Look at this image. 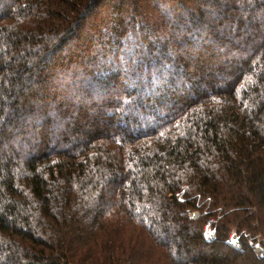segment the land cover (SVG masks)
Instances as JSON below:
<instances>
[{"label":"trees","instance_id":"16d2710c","mask_svg":"<svg viewBox=\"0 0 264 264\" xmlns=\"http://www.w3.org/2000/svg\"><path fill=\"white\" fill-rule=\"evenodd\" d=\"M250 236L264 0H0V264H264Z\"/></svg>","mask_w":264,"mask_h":264},{"label":"rangeland","instance_id":"374dc122","mask_svg":"<svg viewBox=\"0 0 264 264\" xmlns=\"http://www.w3.org/2000/svg\"><path fill=\"white\" fill-rule=\"evenodd\" d=\"M196 217H199V213L196 214ZM210 220H211V219H210ZM208 221H209V220H208ZM208 221H207L206 225L208 224ZM212 223H213V221L211 220V229H210V231H209L211 235L213 234V230L217 232L215 226H214ZM233 231H237L236 227H233V228H232L231 233H232ZM247 236H248V235H247ZM241 241L244 242V240H241ZM247 241H248V243H249L250 241H253V243H249L250 246L254 249V251H255L259 256H264V237L256 236V237H254V239H253V237L250 236V237H248ZM255 244H256V245L259 244V248L256 247Z\"/></svg>","mask_w":264,"mask_h":264},{"label":"built area","instance_id":"2783aa9c","mask_svg":"<svg viewBox=\"0 0 264 264\" xmlns=\"http://www.w3.org/2000/svg\"><path fill=\"white\" fill-rule=\"evenodd\" d=\"M196 214L197 213H194L195 216H196ZM210 229H211V220H209L208 224L205 226V233H206V236L209 240H214L216 238V231L213 230V234L211 235L209 232ZM241 240H242L241 236L237 233V231H233L230 234L229 242L234 247L241 248L243 246V242ZM249 243H253V241H250ZM255 246L259 248V244L258 245L255 244Z\"/></svg>","mask_w":264,"mask_h":264}]
</instances>
